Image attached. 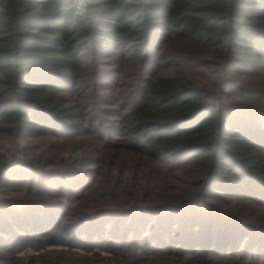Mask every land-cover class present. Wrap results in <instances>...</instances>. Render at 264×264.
Instances as JSON below:
<instances>
[{"label":"trees","instance_id":"obj_1","mask_svg":"<svg viewBox=\"0 0 264 264\" xmlns=\"http://www.w3.org/2000/svg\"><path fill=\"white\" fill-rule=\"evenodd\" d=\"M261 118L264 0H0V264H264Z\"/></svg>","mask_w":264,"mask_h":264},{"label":"rangeland","instance_id":"obj_2","mask_svg":"<svg viewBox=\"0 0 264 264\" xmlns=\"http://www.w3.org/2000/svg\"><path fill=\"white\" fill-rule=\"evenodd\" d=\"M258 121L261 124V126L264 128V118H261ZM68 152H71L72 155L79 153L78 151H74L73 148H71V147H65V149L60 152L59 156H61L63 159H66L68 156V154H67ZM201 206H203V205H201Z\"/></svg>","mask_w":264,"mask_h":264}]
</instances>
